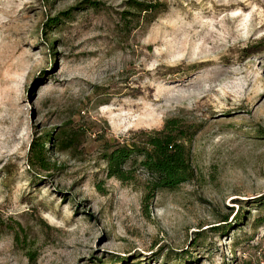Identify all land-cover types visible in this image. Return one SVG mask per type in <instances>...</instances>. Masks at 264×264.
<instances>
[{"label":"rangeland","instance_id":"obj_1","mask_svg":"<svg viewBox=\"0 0 264 264\" xmlns=\"http://www.w3.org/2000/svg\"><path fill=\"white\" fill-rule=\"evenodd\" d=\"M92 1L0 0V264H261L264 0ZM176 116L192 179L107 175L105 142Z\"/></svg>","mask_w":264,"mask_h":264},{"label":"trees","instance_id":"obj_2","mask_svg":"<svg viewBox=\"0 0 264 264\" xmlns=\"http://www.w3.org/2000/svg\"><path fill=\"white\" fill-rule=\"evenodd\" d=\"M85 2L94 7L98 5L97 1L84 0L83 3ZM129 3H132L129 6L147 15H155L163 11L166 6L163 3L151 1L131 0ZM68 14L69 11L61 13L63 16H67ZM58 17H51L46 20L44 22L45 26L54 27ZM198 129L191 124H186L177 116L168 117L161 129L139 131L133 134L134 137L131 136L121 142H105V151L102 157L106 161V173L108 176H114L122 182H129L136 179V172L141 169L147 174L144 181V200L152 199L159 190L176 189L180 184L192 179L195 175L191 163L190 143ZM51 134L47 132L44 136L32 138L29 144L27 159L31 167L37 166L43 170L50 168L46 159L48 147H45L44 143L47 141L52 142ZM65 141L68 142L70 140L66 139ZM69 146H62V148ZM236 214L237 212L233 214V217ZM229 218V213L222 215V219L220 220L222 223L210 228L218 230L220 225L228 223ZM259 221L262 223L264 218ZM196 232L199 235L200 232Z\"/></svg>","mask_w":264,"mask_h":264},{"label":"built area","instance_id":"obj_3","mask_svg":"<svg viewBox=\"0 0 264 264\" xmlns=\"http://www.w3.org/2000/svg\"><path fill=\"white\" fill-rule=\"evenodd\" d=\"M262 262H261V264H264V259L263 260H261Z\"/></svg>","mask_w":264,"mask_h":264}]
</instances>
